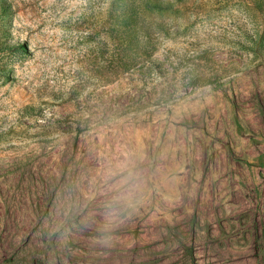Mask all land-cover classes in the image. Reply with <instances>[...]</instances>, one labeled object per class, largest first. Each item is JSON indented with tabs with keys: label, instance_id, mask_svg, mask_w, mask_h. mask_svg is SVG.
Masks as SVG:
<instances>
[{
	"label": "rangeland",
	"instance_id": "374dc122",
	"mask_svg": "<svg viewBox=\"0 0 264 264\" xmlns=\"http://www.w3.org/2000/svg\"><path fill=\"white\" fill-rule=\"evenodd\" d=\"M0 264H264V0H0Z\"/></svg>",
	"mask_w": 264,
	"mask_h": 264
}]
</instances>
